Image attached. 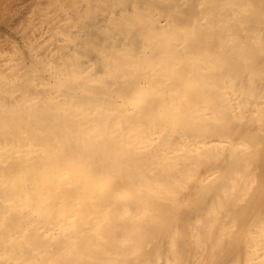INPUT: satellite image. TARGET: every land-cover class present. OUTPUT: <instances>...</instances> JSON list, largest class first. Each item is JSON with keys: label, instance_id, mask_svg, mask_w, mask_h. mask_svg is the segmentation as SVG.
<instances>
[{"label": "bare ground", "instance_id": "1", "mask_svg": "<svg viewBox=\"0 0 264 264\" xmlns=\"http://www.w3.org/2000/svg\"><path fill=\"white\" fill-rule=\"evenodd\" d=\"M0 264H264V0H0Z\"/></svg>", "mask_w": 264, "mask_h": 264}]
</instances>
